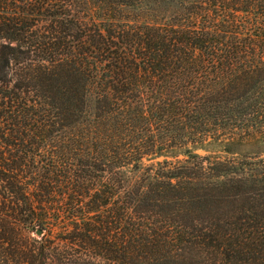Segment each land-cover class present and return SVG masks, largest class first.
Returning a JSON list of instances; mask_svg holds the SVG:
<instances>
[{"label":"trees","instance_id":"1","mask_svg":"<svg viewBox=\"0 0 264 264\" xmlns=\"http://www.w3.org/2000/svg\"><path fill=\"white\" fill-rule=\"evenodd\" d=\"M221 137L264 142V0H0V264H264Z\"/></svg>","mask_w":264,"mask_h":264},{"label":"rangeland","instance_id":"2","mask_svg":"<svg viewBox=\"0 0 264 264\" xmlns=\"http://www.w3.org/2000/svg\"><path fill=\"white\" fill-rule=\"evenodd\" d=\"M94 101L93 98H90V110L93 111ZM226 138V137H224ZM223 137L220 140H210V142L202 145V148H197L195 152L201 155L217 154L222 157H234L240 158L242 155L249 154L251 152H261L264 154V142L260 139L252 138L249 140L236 139L234 142H228L229 140L224 139ZM208 150V151H206ZM34 237H41V234L34 233Z\"/></svg>","mask_w":264,"mask_h":264},{"label":"water","instance_id":"3","mask_svg":"<svg viewBox=\"0 0 264 264\" xmlns=\"http://www.w3.org/2000/svg\"><path fill=\"white\" fill-rule=\"evenodd\" d=\"M37 234H41V230H38V231H37Z\"/></svg>","mask_w":264,"mask_h":264}]
</instances>
